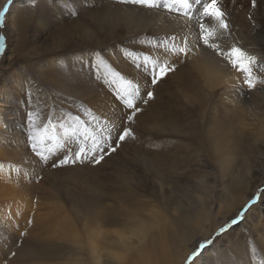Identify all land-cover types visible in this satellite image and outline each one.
<instances>
[{"label":"rangeland","instance_id":"374dc122","mask_svg":"<svg viewBox=\"0 0 264 264\" xmlns=\"http://www.w3.org/2000/svg\"><path fill=\"white\" fill-rule=\"evenodd\" d=\"M20 1L23 0H12L9 4L5 0L0 8H8L4 26L0 28V35L5 37V50L0 53V70L3 72L0 71V86L4 89L3 96L13 92L11 95L18 98L14 99L17 100L16 103H10L9 108H16L13 111L16 117L13 116V119L24 130L22 134L28 138V113L32 112L37 131L43 130V125L50 123L54 128L50 127L47 134L57 138L61 134L64 136L65 128L73 126L78 127L81 133L86 130L95 132L106 126L111 129L112 137L115 138L116 128L123 125L130 127L133 135L118 146L113 144L116 151L105 155L99 164L86 160L75 165L48 167V171L45 168L36 175L29 174L32 199L27 204L36 209H17L10 213L12 217L0 213L8 223L7 227L0 230V264H22L19 257L17 259L20 262L8 261L19 247L24 251L26 246L31 249L32 244L34 248L45 244L43 251L56 250L58 245L49 244L53 239L50 237L53 236L54 229L62 227L63 224L72 238L77 233L80 240L88 236V245L84 243L85 248L80 253H67L56 261L61 263L71 259L74 263L79 261L88 264L92 255L90 242L95 241L99 246L104 244L97 237L90 236L97 221L92 217L90 208L94 209L93 212L101 209L115 217L113 224L102 226L103 231L110 233L113 227L120 228L121 225L128 229L136 224L132 222L134 219L145 218L144 209L148 208V201L154 205L153 209L161 211L167 207L166 203L181 204L182 209L190 208L187 200L197 197L195 193L201 187L198 181L189 178L192 171L199 175L202 174L198 172L200 170L207 173V183L215 192L226 187L231 179L243 177L244 180L248 167L251 170L250 176L257 180V187L241 210L226 224H230L249 201L255 202L245 211L243 219L231 225L224 233L217 235L218 229L213 236L202 240H212V243L201 251L195 264H264V237H261L264 234V196L261 195L264 194V180H258L262 175L260 173H263L259 170L264 165V129H260L258 125L244 129H238L236 125L232 127L229 122L230 114L224 113V106L230 108L231 105L221 101L219 90L213 93L212 99H209V94L200 98L199 79L193 70L188 72L182 57H176L175 60L168 57L165 60L151 53L149 49L153 47L152 41L156 38L154 34L148 33L144 38L136 39L120 36L116 32V39L98 44L95 39L80 37L81 33L75 30L70 36L71 40L67 34H63V39L66 36L68 38L64 40L62 48L51 47V40L62 34L58 29L83 13V7L77 0H28V4L32 5V17L27 31L29 45L26 48L29 50L35 47L41 51V55L38 57L31 53L23 57L24 54H21L20 58L5 69L9 52L16 45L9 29L8 18L13 13L10 10L12 5L19 3L22 6ZM229 1H234L231 5L235 8L236 17L241 20L249 18L250 11H257V17L264 18L262 0H255V5L253 0ZM218 2L221 3V0ZM93 10L94 7L85 10L87 14L84 18L87 21H90L89 11ZM209 18L205 16L204 19ZM41 24L45 26L41 27ZM256 28L258 29L257 25ZM258 31L255 36H258L259 47L264 50V24ZM102 32L100 37L107 39L108 29L105 28ZM126 53L131 55L127 56ZM74 54H78L76 59L69 57ZM145 56L158 62L162 60L161 63L167 62L169 66L175 65V70L169 72L158 84L151 85V73L145 70L147 66L143 62ZM127 57V62H123ZM100 59L112 71L119 73L120 77L131 80L141 89L143 99L137 100L141 112L133 122H127L128 110L118 100L115 85L104 76L103 68L98 71L97 64ZM22 66L30 71L29 79L25 78ZM135 71L149 80L140 83L132 77ZM242 81L240 80L241 85L247 92L262 87V84H256L255 88L250 89ZM99 85L102 86L99 88ZM147 91L154 93L153 99H148ZM144 100L148 102L144 103ZM205 100L208 102L203 104ZM241 100L247 102L248 97ZM257 102L264 110V99H257ZM94 116L98 118V124L92 119ZM76 117H79V121ZM173 125L179 126L178 129L172 128ZM73 142L76 146L72 145V148L75 149L78 144L75 140ZM225 142L231 144L230 156L233 159L223 164L217 154ZM60 151L61 155H52V163L65 152L64 149ZM158 170L168 180L166 188L169 187V190H164V198L159 187L152 185ZM182 171L186 173L177 174ZM79 179L81 180L76 181ZM91 179L101 186L97 192L92 189ZM86 181H89V190L85 188ZM60 203H63L61 209ZM192 204V207L199 206V202L195 200ZM84 205L89 208L84 209ZM255 205L259 211L254 209L246 217L247 212ZM164 213L167 215L164 221L170 225V215L166 209ZM257 213L260 216L259 221L254 218ZM175 214L178 215L177 212ZM198 244L199 242L192 247V251ZM191 252L182 264H190L187 257ZM42 259L43 256L35 257L32 259L33 264H45Z\"/></svg>","mask_w":264,"mask_h":264},{"label":"bare ground","instance_id":"6f19581e","mask_svg":"<svg viewBox=\"0 0 264 264\" xmlns=\"http://www.w3.org/2000/svg\"><path fill=\"white\" fill-rule=\"evenodd\" d=\"M4 1L0 0V8ZM44 1L46 2L47 0ZM65 1L67 2V0ZM205 1L201 0V4L194 5L192 8L194 18H188L183 16L182 12L174 11L169 13L164 9H149L139 5L124 4L120 0H77L83 7V13L58 29L62 31V34L51 40L50 46L55 49L62 48L64 40L68 37L71 40L70 36L75 30L81 33L80 37L90 40L95 39L98 44H105L110 39H116L114 37L116 32L120 36L135 37L136 39L144 38L148 33H151L156 38L153 39V47L149 50L154 56L159 55L166 60L168 57H173L174 59L176 56L171 52L164 51L161 48V41L171 36L181 37L187 35L192 42L191 52L187 56L182 55L180 57L185 61L184 66L188 69V72L193 70L199 79V86L200 84L201 86L198 96L201 98L209 94V99H212L214 98L213 93L219 90L221 101L231 105L230 108L224 106V113L225 115L230 114L229 122L232 127L236 125V128L244 129L258 125L260 129H264V110L260 103L257 102V99H264V84L259 90L254 89L251 92H247L240 82V80L245 81L247 79V73L239 67H233L225 56L218 55L213 49L203 45L202 40H199V24L204 23L209 30H215L216 33L210 39V42L216 43L223 52L227 53L232 47H238L247 56L255 57L256 64L252 65V72L257 78V84H261L259 81L264 80V50L259 47V39L255 34L257 35L258 29L264 24V18L259 19L257 17L259 12L257 11H250V17L241 20L236 17L235 8L231 5L234 1L230 3L231 1L229 0H221L218 5L224 11V19L228 23L227 31L221 34L222 30L219 28L218 21L210 16L209 20L204 19L202 5ZM20 3L22 6L18 3L16 6L12 5L10 9L11 13H13L8 18L10 28L7 27L13 34L16 45L9 52L6 65L4 64L5 69L9 68L20 58L21 54H24L23 57L31 53L38 57L41 55V51H38L35 47L29 50L26 48L29 45L27 31L31 26L32 5L28 4V0L20 1ZM262 4L264 5L263 0ZM92 7H94V10L89 11L90 21H87L84 18L86 17L84 15L87 14L85 10H91ZM236 13L238 14V12ZM202 17L203 19L201 20ZM44 26L45 24H41V27ZM105 28L108 29L107 36L105 35L108 38L104 37L102 39L100 36H102L101 33H103L102 31ZM63 34H67L68 37L66 36L63 39ZM77 55L74 54L69 57L76 59ZM128 59L129 57L122 61L127 62ZM22 69L24 70L25 78L29 79L30 71L26 66H22ZM187 75L189 77V74ZM132 77L140 83H145V81L149 80V78L142 76L136 71L132 74ZM101 86L99 85V88ZM1 87L3 86H0V213L10 216V213L17 209L24 208L25 210L32 207L27 204L32 199L29 174L36 175L45 168L52 167L53 163L50 161L52 156L45 161L32 152L30 142L22 134L24 130L19 126L17 120L13 119V111L16 108H9L10 103H16L17 100L15 101L14 99L18 98L11 95L13 92L6 94V97L3 96L2 92L4 89ZM244 97H248L247 102L241 100ZM205 102L207 103L208 101L205 100L203 104ZM18 105L19 103L16 106ZM178 127L177 125L172 126L174 129H178ZM62 137L64 138L61 134L60 138L63 139ZM72 145L76 146L73 141H71V147ZM230 148L231 144H226L225 142L218 151L217 155L221 157L223 164L227 160L233 159V156H230ZM59 154H62L60 150L54 155L58 156ZM37 160L39 161L36 163ZM41 161L43 164H41ZM262 166L259 171L263 173H260L262 175L258 178L259 182L264 180V165ZM247 169L244 180L242 179L243 177H240L241 179H231L226 187L215 190V192L213 187L207 183V173L200 170L198 172L202 174L199 175L194 174V171H192L193 174L189 178H194L199 182L200 190L195 193L197 197L194 196L187 200V205L190 207H187L188 209H182L183 206L178 203H174L175 205L166 203L167 207L165 209L170 215V225L164 221L167 218L164 213L165 209L164 211L153 209L154 205L148 201V208L144 209L145 218L134 219L132 222L136 224L128 229H125L123 225L120 228L113 227L109 233L108 231H103L102 226L113 224L115 217L103 212L101 209L93 212L94 209L90 208L92 217L97 220L94 230L90 232V236L97 237L104 244L99 246L95 241L90 242L92 255L88 264H182L196 243L204 238L213 236L250 199L257 187V180L250 176L251 170H249V167ZM157 173L158 175L153 180L152 185L159 187L160 194L164 198V190H169V187L166 188L168 180L163 174H160L159 170ZM185 173V171H182L177 174ZM91 181L93 183V191L97 192L101 188L100 184L94 179H91ZM88 183L89 181H86L84 184H86L85 188L89 190L90 186L87 185ZM194 200L199 202V206L192 207ZM26 204L27 207H25ZM59 207L60 209L63 208V203H60ZM87 208L89 207L84 205V209ZM254 209L258 210L257 205L250 208L246 217ZM176 212L178 215L175 214ZM61 214L63 213L61 212ZM215 215L219 216L216 217ZM3 216H0V230H3L8 224ZM254 218L259 221L260 216L258 213ZM66 229L67 227L63 224L62 227L54 229L53 236L55 238L53 236L50 237L53 239L52 243L50 242L49 244L58 245L56 250L46 249V251H43L42 247L45 244L38 245L35 248L32 244L30 245L31 249L25 245L26 249L24 251L20 247L17 248L15 255H12L8 261L14 263L21 261L24 264H33L32 259L43 256L42 263L45 262V264H86L79 261L74 263L71 259L61 263L56 261L67 253H80L85 248V245H88V236L80 240V236L77 233L74 236L72 234V238ZM72 229L74 230L75 226ZM39 234L41 235L40 232ZM240 236L241 234L238 238ZM261 237H264V234H261ZM38 244H41V242ZM17 257L21 258V260L19 261Z\"/></svg>","mask_w":264,"mask_h":264},{"label":"snow or ice","instance_id":"6c2138e0","mask_svg":"<svg viewBox=\"0 0 264 264\" xmlns=\"http://www.w3.org/2000/svg\"><path fill=\"white\" fill-rule=\"evenodd\" d=\"M121 3L139 5L142 7H147L149 9H164L167 12H182L183 16L188 18H194L192 14V8L196 4H201V0H120ZM11 4L12 0H8ZM253 5H255V0H253ZM203 15L210 16L216 21H218L219 28L222 30L223 34L228 29V23L224 19L225 13L218 5V0H209L202 5ZM8 11L7 6L0 10V28L4 26L5 14ZM199 40H202L203 45L208 48L213 49L218 55L225 56L228 61L233 65V67H239L244 72L247 73V79L244 81L248 88L252 89L256 87L257 78L253 75L252 65L256 64L255 57H249L247 54L238 47H232L227 53L216 44L211 43L210 39L216 35L215 30H209L204 23L199 24ZM198 46V44H197ZM192 42L187 35L177 37L171 36L161 41V48L166 52H171L177 58L180 56H187L191 52ZM5 50V37L0 35V53ZM131 55L130 53H126ZM144 65H146V71L150 72V84L156 85L162 81L171 71L175 70V65L169 66L167 62H158L152 59L150 56L143 57ZM104 69V76L110 80V82L115 85L116 95L120 102H122L124 108L128 110L127 112V122L131 123L137 117V114L141 112V109L137 105L138 99H143L141 96V89L139 86L133 84L131 80H125L120 77V74L112 71L108 65L100 59L97 64V69ZM259 83L264 84V80H260ZM146 95L148 99L154 98V93L152 91H147ZM147 103L148 100H144ZM79 121V117L75 118ZM94 121L99 123L97 117H92ZM28 127L29 135L28 141L31 145V150L40 159L47 161L50 156L54 155L58 150L64 149L65 152L62 157L57 158L53 161V167H62L68 164L83 163L84 161H89L95 164H99L105 155L110 154V152H115L116 147L113 144L119 145L120 142L125 141L127 138L133 135V130L130 127L116 128V136L112 137L111 129L108 127L98 128L95 132L85 131L81 133L79 128L73 126L71 128L64 129V138H57L55 135H48V129L50 127L54 128V125L46 123L43 125V130L37 131L35 127L34 114L32 112L28 113ZM82 124L83 122L80 121ZM63 127V125H61ZM77 141L78 146L73 149L71 147V141ZM107 145V148H105ZM47 153V155H46ZM264 196V194H261ZM255 201H249L248 205H245L244 209L232 219L230 224H225L220 228L219 234L224 233L231 225H235L239 220L244 217L245 211L248 207ZM31 224V221H29ZM22 235H24L22 233ZM212 243V240H204L199 242L198 247H196L191 254L187 257V262L190 264H195L196 259L199 257L201 251ZM15 255V253H13Z\"/></svg>","mask_w":264,"mask_h":264}]
</instances>
